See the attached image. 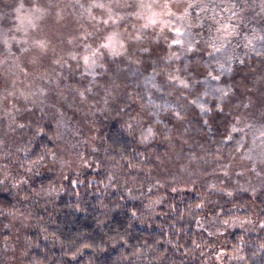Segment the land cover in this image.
Segmentation results:
<instances>
[{"label": "trees", "instance_id": "16d2710c", "mask_svg": "<svg viewBox=\"0 0 264 264\" xmlns=\"http://www.w3.org/2000/svg\"><path fill=\"white\" fill-rule=\"evenodd\" d=\"M214 2L139 28L137 48L120 26L110 55L61 71L75 78L61 104L8 121L19 126L13 162L0 161V264H264V0ZM69 4L85 2L26 0L54 15L43 33L3 27L4 59L36 53L12 43L30 33L76 52Z\"/></svg>", "mask_w": 264, "mask_h": 264}, {"label": "rangeland", "instance_id": "374dc122", "mask_svg": "<svg viewBox=\"0 0 264 264\" xmlns=\"http://www.w3.org/2000/svg\"><path fill=\"white\" fill-rule=\"evenodd\" d=\"M25 2L26 0L21 2V8H19V0H0V32L3 27H12V29L19 28V19H24L23 21L28 26L33 25V29H38L39 27L40 33H43V30L48 27L49 23L47 21L49 20L51 22L52 15L54 14L51 13L47 16L45 14L47 12L45 11L48 8H28V6H25ZM84 2V8H69V6L73 7V5L69 4L62 11L66 14L67 19L65 22L69 26L74 27L73 35H77L75 38L82 39L76 46V52L73 49L74 47H68L69 44L53 41L50 38L49 32L45 35V40L43 36L36 38L35 35H32L33 33H30V39L22 40L23 43L27 42V44L20 42L18 37H13L12 43H19L17 44L19 46L26 45V47H31L36 53H19V55H12L6 61L3 54L7 55L9 53L4 52V49L8 46L3 42L5 39V31L0 33V67L4 66V71L1 74L2 81L0 82V161H5L8 166V161H10L11 165L13 157L7 154V149H9L7 144L11 145L7 143V140L15 137L13 130L19 126L17 122L11 125L8 121L13 120V118L17 121L19 115L23 113L27 105H31L32 103L36 105L37 109V105L39 104L40 111H44V108L47 106L53 109L56 105L61 104L66 99H62L61 92L75 85L68 86V84L75 80L74 75L68 74L66 77L68 82H65L63 81V77L60 76L61 71L68 70L72 72L73 66H75L77 61L80 60L85 63L87 58H97L100 53L102 55H110V53H105L104 50L109 52L112 41L123 38H120V35L117 34L120 26L122 29L124 28L123 30L126 33L130 31L134 34L133 38L125 36L126 38L122 41L134 39V42H131L130 46L133 45L134 48H137V46L141 45L140 40L135 35V32L139 31V28H156L160 30L165 26L161 25L164 17L167 16L165 19V23H167L169 19H173L178 12L189 5L188 0H140L134 8H122L123 4L118 6V3H115L114 0H84ZM221 2L223 0H218V2L214 3L216 5L220 4L218 8H221ZM119 13L124 14L122 20H120ZM108 26L112 30L107 34ZM103 28L106 29L105 34L104 32H100ZM106 43L109 46L103 47L102 45ZM86 44L93 50L86 53V50H84L87 46ZM53 48H56L58 53L50 55L43 54L46 49ZM74 91L76 92L73 93L74 97L81 100L79 99L81 96L78 92L76 90ZM45 99L49 102H44ZM44 104H47V106ZM68 110H71V108L68 107ZM56 111L61 117V113L63 112H60L58 107H56ZM27 112H29V116L31 117V110H27ZM26 115H23L24 120ZM29 116L26 120L27 125L31 124ZM20 119H22V116ZM72 135L77 134L72 133ZM10 153L15 154V150ZM64 155L66 159H70L69 155ZM261 159L263 158L261 157ZM259 167L261 168L260 165ZM261 169H264V165ZM255 174L260 183H257L256 187L258 188L263 183L264 178L262 177L264 176V170L262 177L256 172ZM22 180V176H19L18 184Z\"/></svg>", "mask_w": 264, "mask_h": 264}, {"label": "snow or ice", "instance_id": "6c2138e0", "mask_svg": "<svg viewBox=\"0 0 264 264\" xmlns=\"http://www.w3.org/2000/svg\"><path fill=\"white\" fill-rule=\"evenodd\" d=\"M173 43H174V44H179L180 41L175 40V41H173ZM102 46H103V47H108L109 45L106 43V44H104V45H102ZM213 79H219V77H213ZM182 83H183V81H182ZM193 103H195V101H193ZM201 108H202V110H203L204 106L202 105Z\"/></svg>", "mask_w": 264, "mask_h": 264}]
</instances>
